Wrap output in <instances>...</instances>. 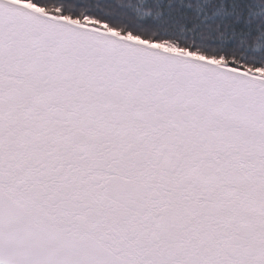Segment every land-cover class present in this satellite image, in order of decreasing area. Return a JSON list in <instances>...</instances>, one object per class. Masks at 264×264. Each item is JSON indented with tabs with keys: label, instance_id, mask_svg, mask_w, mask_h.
Wrapping results in <instances>:
<instances>
[{
	"label": "snow or ice",
	"instance_id": "6c2138e0",
	"mask_svg": "<svg viewBox=\"0 0 264 264\" xmlns=\"http://www.w3.org/2000/svg\"><path fill=\"white\" fill-rule=\"evenodd\" d=\"M0 264H264V0H0Z\"/></svg>",
	"mask_w": 264,
	"mask_h": 264
}]
</instances>
